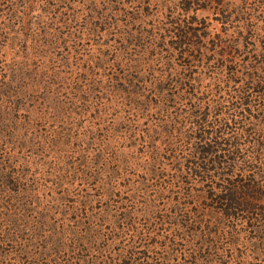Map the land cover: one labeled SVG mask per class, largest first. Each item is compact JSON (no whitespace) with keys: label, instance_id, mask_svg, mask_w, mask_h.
Instances as JSON below:
<instances>
[{"label":"rangeland","instance_id":"rangeland-1","mask_svg":"<svg viewBox=\"0 0 264 264\" xmlns=\"http://www.w3.org/2000/svg\"><path fill=\"white\" fill-rule=\"evenodd\" d=\"M124 1L111 30L90 14L92 0H29L25 23L0 18V264H193L201 244L197 264H224L208 243L252 237L224 233L233 223L209 183L183 175L173 188L161 167H180L194 144L181 113L197 101L219 109L217 93L197 100L192 83L173 80L230 63L221 44L253 46L257 35L264 48L260 17L223 22L225 6L249 13L244 0ZM74 7L86 15L70 26L49 16ZM244 252L228 259L264 264L256 252L243 263Z\"/></svg>","mask_w":264,"mask_h":264},{"label":"trees","instance_id":"trees-1","mask_svg":"<svg viewBox=\"0 0 264 264\" xmlns=\"http://www.w3.org/2000/svg\"><path fill=\"white\" fill-rule=\"evenodd\" d=\"M28 1L0 0L1 20L7 15L25 23L24 12L21 13L19 7L21 5L29 7L31 3ZM124 4V0H92L89 12L92 16L108 22L110 27L108 29L111 30L118 26L114 20L123 10ZM243 5H247L249 10L247 15L242 14L243 6L241 8L238 6L237 9L225 6L223 14L226 20L223 22L229 24L230 20L237 21L240 24L239 28H243L246 24L249 26L250 21L254 22L252 18L257 14L260 20L256 21L253 30L258 35H264V0H244ZM50 14L56 23L69 26L80 21L81 15H86L76 7L72 11L70 8L66 11L54 8ZM45 15L46 12L43 16ZM252 40L253 46L248 42L247 45L242 42L221 44V48L229 47V50H224L220 56L225 59L233 57L230 63L214 66L212 69L209 65L212 61H209L207 66L200 65L195 70L189 69V73L185 75H177L171 84L183 86L182 80L186 79V82L192 83L195 88L194 96L197 100L203 99L196 95L198 93L219 95L216 102L219 109L215 113L212 112L210 105L203 106L201 101L192 104L191 110L181 113L184 119L194 123L191 125L196 133L194 144L185 152L186 157L183 163H180V167L161 168L168 172L173 188L175 182L183 175L209 183L214 204L221 209L224 217L233 223L226 229L222 228L225 230L224 233L232 234L235 230L243 228L252 233V237L243 241L245 234L242 231L236 232L233 234L236 240L229 246L223 242L219 244L216 238L212 244H207L208 247L212 245L225 259L224 264H234V260L228 258L235 257L237 249L241 248L245 250L242 259L240 258L243 263H247L249 252L259 253L264 258V48H260L257 35ZM238 50L241 52L240 55H236ZM204 69L208 73H203ZM205 74H209V77ZM203 78H208L210 85L204 87ZM224 97H230L233 103ZM228 105L231 111H225ZM164 126L166 129L169 127V116ZM154 132L158 133L156 128ZM174 146L175 144L167 149L172 154L169 160L177 163L181 161V154ZM218 181H221L220 185ZM186 210L189 223H202V219L190 214L192 212L189 206ZM243 213L250 215L246 216ZM199 234L198 229H194L193 235L200 236ZM206 235H210V231H206ZM203 250L204 244L195 248L193 264L202 260L199 253ZM260 262L262 263L263 259ZM219 264H222L221 259Z\"/></svg>","mask_w":264,"mask_h":264}]
</instances>
